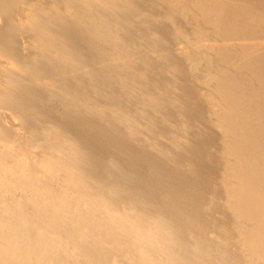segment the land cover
Returning a JSON list of instances; mask_svg holds the SVG:
<instances>
[{
  "label": "bare ground",
  "instance_id": "6f19581e",
  "mask_svg": "<svg viewBox=\"0 0 264 264\" xmlns=\"http://www.w3.org/2000/svg\"><path fill=\"white\" fill-rule=\"evenodd\" d=\"M0 264H264V0H0Z\"/></svg>",
  "mask_w": 264,
  "mask_h": 264
}]
</instances>
